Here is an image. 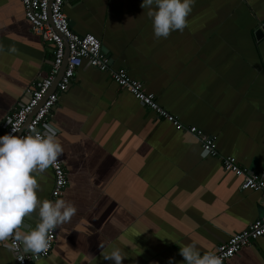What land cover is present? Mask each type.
<instances>
[{
	"label": "crops",
	"instance_id": "crops-1",
	"mask_svg": "<svg viewBox=\"0 0 264 264\" xmlns=\"http://www.w3.org/2000/svg\"><path fill=\"white\" fill-rule=\"evenodd\" d=\"M142 2L67 0L64 11L74 32L101 40L114 68H126L185 125L214 136L222 154L261 171L264 0H195L183 32L159 40ZM0 46L1 123L49 75L54 45L33 31L21 0H0ZM49 125L69 181L58 199L77 213L56 229L50 255L33 264H114L104 259L114 248L126 256L122 264H185L180 247L196 241L204 254L264 215L261 192L244 190L194 134L87 61ZM36 178L38 198L50 200L51 166ZM37 220L33 212L25 224L34 228ZM0 264H18L15 253L0 246ZM223 264H264V236Z\"/></svg>",
	"mask_w": 264,
	"mask_h": 264
},
{
	"label": "built area",
	"instance_id": "built-area-1",
	"mask_svg": "<svg viewBox=\"0 0 264 264\" xmlns=\"http://www.w3.org/2000/svg\"><path fill=\"white\" fill-rule=\"evenodd\" d=\"M21 1L24 5L25 16L30 21L33 31L43 40L54 45L52 68L47 77L36 80L27 89L28 100L7 114L4 122L0 123V136L11 133L12 125H17L20 129L15 133L16 135H27L31 128L43 133L53 114V109L59 102L60 94L69 89L77 69L87 61L93 67L109 72L114 82L128 89L143 105L149 107L159 117L169 121L177 130L194 134L200 140L205 153L218 158L227 172L242 178L241 184L244 190L259 191L264 196V168L256 171L243 167L235 156L222 154L214 136L205 133L197 126L185 125L178 116L158 102L155 94L150 92L142 81L132 78L126 68H114L110 56L103 50L102 42L96 35L91 33L80 35L73 31L64 11V4L67 0ZM66 48L69 50L66 68L55 85V80L65 63ZM51 168L54 172V184L50 200L55 201L63 195L69 181L61 159L58 158L55 166ZM262 236H264V215L208 252L221 256L224 262L243 248L252 246ZM48 239L47 251L38 257L28 254L21 261L17 258L18 254L14 252L18 264H33L34 260L48 257L56 239V229L49 233Z\"/></svg>",
	"mask_w": 264,
	"mask_h": 264
},
{
	"label": "clouds",
	"instance_id": "clouds-1",
	"mask_svg": "<svg viewBox=\"0 0 264 264\" xmlns=\"http://www.w3.org/2000/svg\"><path fill=\"white\" fill-rule=\"evenodd\" d=\"M194 3L195 0H143L141 7L147 9L154 38L159 40L168 38L173 31L183 32ZM19 130L17 125H12L11 133L0 136V246L17 253V258L23 261L25 255L38 257L46 252L49 233L70 223L77 207L63 198L55 201L38 198L40 184L36 177L55 166L64 153L57 129L49 125L41 133L31 128L23 136L15 134ZM33 212L38 213L34 228L25 224V218ZM22 228L27 231H21ZM100 246L104 248L103 244ZM180 254L185 264H223V258L214 252L202 255L196 241L180 247ZM125 257L119 248L104 255L105 260L114 264H122ZM169 264H172L171 258Z\"/></svg>",
	"mask_w": 264,
	"mask_h": 264
},
{
	"label": "water",
	"instance_id": "water-1",
	"mask_svg": "<svg viewBox=\"0 0 264 264\" xmlns=\"http://www.w3.org/2000/svg\"><path fill=\"white\" fill-rule=\"evenodd\" d=\"M258 35H264V23L260 26V28L258 29L257 32ZM69 55V50L66 48V58H65V63L63 64L62 67V71L61 73L58 75L57 79L55 80V85L56 83L60 80L62 73L64 72L65 68H66V63H67V57ZM55 87V86H54ZM33 116V114L31 115V117Z\"/></svg>",
	"mask_w": 264,
	"mask_h": 264
}]
</instances>
